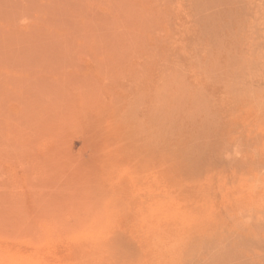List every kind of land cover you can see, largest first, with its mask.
Segmentation results:
<instances>
[{
    "label": "rangeland",
    "instance_id": "1",
    "mask_svg": "<svg viewBox=\"0 0 264 264\" xmlns=\"http://www.w3.org/2000/svg\"><path fill=\"white\" fill-rule=\"evenodd\" d=\"M251 66L264 0H0V264H264Z\"/></svg>",
    "mask_w": 264,
    "mask_h": 264
},
{
    "label": "bare ground",
    "instance_id": "2",
    "mask_svg": "<svg viewBox=\"0 0 264 264\" xmlns=\"http://www.w3.org/2000/svg\"><path fill=\"white\" fill-rule=\"evenodd\" d=\"M250 61H253V60H250L249 59V62ZM258 61H259V59H258ZM257 62V61H256ZM252 63H254V61L252 62ZM254 64H256V63H254ZM258 64V63H257ZM262 64V63H261ZM256 65H254V67H255ZM258 66V68H259V66H260V64L259 65H257ZM256 66V67H257ZM251 67H253V66H251ZM251 67H249L250 68V71H248L249 73L247 74L248 76H250L249 77V82H250V85H249V83H248V85H249V93L247 94V103H246V109H247V133H246V146H245V156H244V158H245V164H244V167L246 168L245 169V172H246V191H247V196H248V199L250 200V205H249V207L250 208H254V209H258V208H264V91L262 92L261 90L263 89V86H261L262 88H260L258 85H262L263 83H264V79H260V76L258 77V78H256L255 80H257V81H255L254 80V77H256L257 75H254V74H257V73H259V72H257V73H255L256 72V70H255V72H254V67L253 68H251ZM255 67V68H256ZM261 67V66H260ZM257 69V68H256ZM249 70V69H248ZM257 71H259L258 69H257ZM259 75V74H258ZM258 80H261V83H260V81H258ZM262 81H263V83H262ZM255 82H258L259 84L257 85V84H255ZM264 85V84H263ZM259 87V89H260V91L258 90V87ZM255 89H257V90H255ZM264 90V89H263ZM261 92V93H260ZM157 202V201H156ZM142 206V205H141ZM130 207H132V206H130ZM129 207V208H130ZM148 207V206H147ZM134 208V207H133ZM140 208V207H139ZM152 208V207H151ZM150 208V209H151ZM137 210H138V208H136ZM143 209V208H142ZM148 209V208H147ZM122 210V209H121ZM131 210V209H130ZM135 210V209H134ZM133 210V211H134ZM146 210V209H145ZM136 211V210H135ZM148 211V210H147ZM138 212V211H137ZM137 212H135V213H137ZM174 212V211H173ZM184 213V212H183ZM142 214V213H141ZM140 214V215H141ZM169 214V213H168ZM173 214V213H172ZM139 215V216H140ZM143 215V214H142ZM141 215V218H139V219H141V221H143L142 220V218H143V216ZM173 216V215H172ZM106 217V216H105ZM131 217V216H130ZM164 217H165V215H164ZM168 217H171L170 216V214H169V216ZM167 218V217H166ZM175 218V215H174V217H172V219H174ZM176 218H179V217H176ZM183 218V217H182ZM181 218V216H180V219H175V221L176 222H178L177 224L179 225H182V224H184V222H186V220L184 221L183 219ZM186 218V217H185ZM136 219V218H135ZM134 219V220H135ZM144 220L146 219L145 217L143 218ZM182 219V220H181ZM104 220H106V219H104ZM130 220V219H129ZM138 220V219H137ZM188 220V219H187ZM127 221V220H126ZM139 221L140 220H138V223H139ZM145 221H149V219L148 220H145ZM174 220L172 221V223L173 222H175ZM135 222V221H134ZM144 222V221H143ZM152 222V221H151ZM158 222V221H157ZM163 222H164V220H163ZM162 222V223H163ZM170 222H171V220H170ZM148 223V222H147ZM165 223H167V221L165 222ZM164 223V224H165ZM130 224H132V223H130ZM135 224H136V222H135ZM135 224H133V225H135ZM175 224V223H174ZM186 224V223H185ZM137 225H141L142 226V223L140 224H137ZM145 225H151V223H149V224H145ZM154 225V224H153ZM152 225V226H153ZM166 225V224H165ZM164 225V227H166ZM171 225V224H170ZM179 225V226H180ZM214 225V224H213ZM128 226V225H127ZM126 226V227H127ZM147 226V227H148ZM152 226H150V227H152ZM169 226V225H168ZM175 226V225H174ZM188 226V225H187ZM186 226V227H187ZM126 227H124L123 228V231L122 232H120V233H123L124 231H126L125 230V228ZM137 227V226H136ZM143 227H144V225H143ZM146 227V226H145ZM154 227L156 228V226L154 225ZM181 227V226H180ZM184 227H185V225H184ZM191 227V226H190ZM192 227H193V225H192ZM211 227V226H210ZM209 227V228H210ZM155 228H154V230H155ZM175 228V227H174ZM195 228H197V226H196V224H195ZM204 228V227H203ZM130 229V228H129ZM146 229V228H145ZM177 229H179V228H177ZM199 230H202V229H200V228H198ZM147 230H149L148 228H147ZM152 230V229H151ZM158 230V231H157ZM160 230H162L160 227L159 228H156V232H160ZM180 230V229H179ZM182 230H184V229H182ZM181 230V231H182ZM198 230V231H199ZM213 230V229H212ZM211 228H210V233H211ZM217 230V229H216ZM143 231V230H142ZM153 231V230H152ZM193 231V230H192ZM191 231V232H192ZM204 231V230H203ZM219 231V230H218ZM154 232V231H153ZM183 232H185V231H183ZM186 232H187V230H186ZM212 232H214V230L212 231ZM217 232V231H216ZM215 232V233H216ZM125 233V232H124ZM123 233V234H124ZM198 233V232H197ZM201 233V232H200ZM116 234V233H115ZM119 234V233H118ZM129 234V233H128ZM139 234V233H138ZM144 234V233H143ZM147 234V233H146ZM157 234V233H156ZM155 234V235H156ZM164 234H166V233H164ZM169 234V233H168ZM206 234V233H205ZM121 235V234H120ZM134 235V234H133ZM158 235V234H157ZM186 235V234H185ZM210 235V234H209ZM213 235V234H212ZM116 236V235H115ZM114 236V237H115ZM125 236H126V238H127V234L125 233ZM135 236V235H134ZM138 236V235H137ZM152 236H153V234H152ZM151 236V237H152ZM174 236V235H173ZM192 236V235H191ZM196 236V235H195ZM201 236V235H200ZM204 236V235H203ZM216 236H217V234H216ZM119 237V236H118ZM122 237V236H121ZM121 237H119V238H121ZM123 237H124V235H123ZM122 237V238H123ZM156 237V236H155ZM154 237V238H155ZM184 237V236H183ZM190 237V236H189ZM205 237V236H204ZM215 237V236H214ZM214 237L212 238V236L209 238L210 240L211 239H214ZM126 238L124 237V239H125V241H126ZM129 238V237H128ZM127 238V239H128ZM138 238V237H137ZM173 238V237H172ZM194 238V237H193ZM193 238H191V239H193ZM198 238H200L199 236L197 237V239ZM118 239V238H117ZM116 239V240H117ZM123 239V240H124ZM190 239V240H191ZM201 239H202V237H201ZM208 239V238H207ZM206 239V240H207ZM119 240V239H118ZM122 240V239H121ZM121 240H120V242H121ZM122 240V241H123ZM188 240V239H187ZM187 240H186V243H187ZM195 240V239H194ZM206 240H202V243H198V244H196L195 246H193V247H196V248H198V247H202L203 245H204V243L203 242H205ZM125 241L124 242H121V244H123V243H125ZM128 241H130V239L129 240H127L126 241V244H129V242ZM131 241H134V240H131ZM130 241V244L131 243H134V242H131ZM138 241V240H137ZM150 241V240H149ZM153 241V240H152ZM146 242V241H145ZM154 242V241H153ZM161 242V241H160ZM168 242V241H167ZM156 242H154L153 244H155ZM170 243H171V241H170ZM177 243V242H176ZM175 243V244H176ZM185 243V242H184ZM184 243H183V246H184ZM196 243V242H195ZM120 244V245H121ZM125 244V245H126ZM138 244H140V243H138ZM164 244V243H163ZM194 244V243H193ZM192 244V245H193ZM132 245V244H131ZM130 245V246H131ZM134 245H135V243H134ZM144 245V244H143ZM165 245V244H164ZM173 245H174V243H173ZM173 245H171V246H173ZM128 245H126V247H127ZM137 246V245H136ZM155 246H157V245H155ZM175 246V245H174ZM178 246V245H177ZM181 246H182V244H181ZM125 247V246H124ZM129 247V246H128ZM138 247V246H137ZM160 247H162V246H160ZM167 247V246H166ZM121 248V247H120ZM130 248V247H129ZM132 248V247H131ZM130 248V249H131ZM139 248V247H138ZM137 248V249H138ZM172 249H173V247H171ZM175 248V247H174ZM184 248V247H183ZM186 248H188V246H186L185 247V249ZM117 249V248H116ZM155 249V248H154ZM156 249H157V247H156ZM161 249V248H160ZM159 249V250H160ZM168 249V248H167ZM178 249V248H177ZM177 249H173L174 251V253L175 252H177ZM179 249H181V248H179ZM179 249H178V251H179ZM185 249H183V250H185ZM115 250V249H114ZM122 250H123V248H122ZM133 250H136V249H134V247H133ZM141 250V249H140ZM169 250H171V249H169ZM183 250H181V252H183ZM189 250V249H188ZM188 250H185V254L187 255L188 253ZM116 251V250H115ZM120 251V250H119ZM129 251V250H128ZM120 252H122V251H120ZM137 252V251H136ZM151 252H155V251H151ZM164 252V251H163ZM171 252H172V250H171ZM116 253V252H115ZM114 253V254H115ZM148 253V252H147ZM150 253V252H149ZM117 254V253H116ZM127 254V253H126ZM125 254V255H126ZM129 254V253H128ZM136 254V253H135ZM152 254V253H151ZM150 254V255H151ZM158 254V256H159V253H157ZM163 254H165V253H163ZM177 254H178V252H177ZM181 254V253H180ZM179 254V256H182V255H184V252L182 253V255H180ZM118 255H119V253H118ZM122 255H124V253L122 254ZM131 254H129L128 256H130ZM137 255H138V252H137ZM155 255H156V252H155ZM186 255H185V257H186ZM127 256V257H128ZM136 256V255H135ZM140 256V258H141V256H143V255H139ZM161 256V255H160ZM173 256H174V254H173ZM175 256H176V254H175ZM151 257V256H150ZM149 257V258H150ZM155 256H153L152 258H154ZM167 257V256H166ZM120 258H122V257H120ZM139 258V257H138ZM139 258V259H140ZM148 258V260H150ZM168 259H169V257H167ZM171 258H172V256H171ZM174 258V257H173ZM182 258H183V256H182ZM158 259V258H157ZM160 259H162L161 257H160ZM165 259V258H164ZM178 259V258H177ZM174 260H176V258L174 259ZM140 261V260H139ZM142 261V260H141ZM159 261H161V260H159ZM158 262V261H157ZM173 262H175V261H173ZM172 262V263H173ZM136 263H139V262H136ZM144 262H142V264H143ZM159 263V262H158ZM161 263V262H160ZM163 263V262H162ZM166 263V262H165ZM178 263H179V259H178ZM133 264V263H132ZM145 264V263H144Z\"/></svg>",
    "mask_w": 264,
    "mask_h": 264
}]
</instances>
